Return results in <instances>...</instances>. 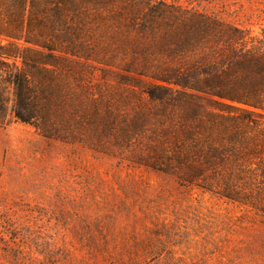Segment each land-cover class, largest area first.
I'll return each instance as SVG.
<instances>
[{
	"label": "trees",
	"instance_id": "trees-1",
	"mask_svg": "<svg viewBox=\"0 0 264 264\" xmlns=\"http://www.w3.org/2000/svg\"><path fill=\"white\" fill-rule=\"evenodd\" d=\"M0 35L13 41L0 45V121L183 190L180 201L148 198L140 229L86 217L89 249L117 250L122 264H187L192 248L190 264H207L220 231L189 216L196 191L264 216V28L167 0H0ZM20 256L0 239L1 259Z\"/></svg>",
	"mask_w": 264,
	"mask_h": 264
},
{
	"label": "rangeland",
	"instance_id": "rangeland-1",
	"mask_svg": "<svg viewBox=\"0 0 264 264\" xmlns=\"http://www.w3.org/2000/svg\"><path fill=\"white\" fill-rule=\"evenodd\" d=\"M167 1L217 11L255 32L264 28V0ZM10 42L0 35V45ZM93 81H101L100 71ZM182 191L174 177L134 167L119 156L44 139L29 124L0 121V239H14L21 250L16 262L0 258V264H63L64 257L68 264H122L119 251L95 252L81 241L84 219L111 213L118 227L130 230L135 215L143 216L139 208L148 198L171 203L185 199ZM192 196L187 204L197 211L189 216L211 221L212 230L220 231L207 264H264V216L208 193ZM141 224L137 221L138 229ZM193 255L191 248L184 262L190 264Z\"/></svg>",
	"mask_w": 264,
	"mask_h": 264
}]
</instances>
